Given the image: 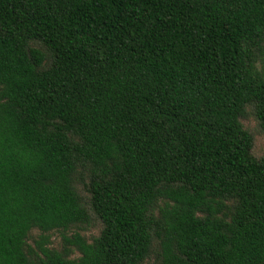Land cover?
<instances>
[{
  "label": "trees",
  "instance_id": "trees-1",
  "mask_svg": "<svg viewBox=\"0 0 264 264\" xmlns=\"http://www.w3.org/2000/svg\"><path fill=\"white\" fill-rule=\"evenodd\" d=\"M250 110L264 0H0V264H264Z\"/></svg>",
  "mask_w": 264,
  "mask_h": 264
},
{
  "label": "rangeland",
  "instance_id": "rangeland-1",
  "mask_svg": "<svg viewBox=\"0 0 264 264\" xmlns=\"http://www.w3.org/2000/svg\"><path fill=\"white\" fill-rule=\"evenodd\" d=\"M244 128L248 130L254 138V147H253V155L256 158H262L264 157V133L260 130L258 122L254 115L252 114L251 110L248 111L247 115L242 118L241 120ZM100 229L98 226L90 227L85 231H82L81 234L88 239V241H91L93 237H96L99 235ZM38 231L33 232V238H38L39 236ZM51 248L55 249H61L62 242H61V236L58 232L51 233ZM32 242V241H31ZM149 264V263H147Z\"/></svg>",
  "mask_w": 264,
  "mask_h": 264
}]
</instances>
